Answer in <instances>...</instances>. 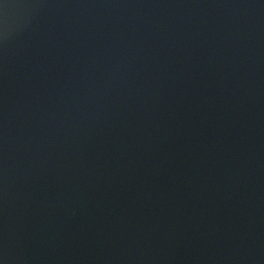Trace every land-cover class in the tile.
<instances>
[{"label": "water", "instance_id": "water-1", "mask_svg": "<svg viewBox=\"0 0 264 264\" xmlns=\"http://www.w3.org/2000/svg\"><path fill=\"white\" fill-rule=\"evenodd\" d=\"M0 260L264 264V0H2Z\"/></svg>", "mask_w": 264, "mask_h": 264}, {"label": "snow or ice", "instance_id": "snow-or-ice-1", "mask_svg": "<svg viewBox=\"0 0 264 264\" xmlns=\"http://www.w3.org/2000/svg\"><path fill=\"white\" fill-rule=\"evenodd\" d=\"M0 3H2V0H0ZM72 214L74 215L75 213L73 212ZM69 218H71V217H69ZM0 264H3L2 260H0Z\"/></svg>", "mask_w": 264, "mask_h": 264}]
</instances>
